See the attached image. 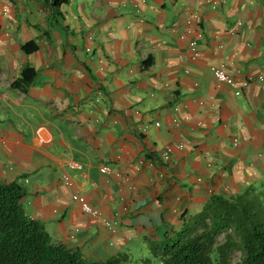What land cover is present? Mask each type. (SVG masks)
<instances>
[{
	"label": "crops",
	"instance_id": "1",
	"mask_svg": "<svg viewBox=\"0 0 264 264\" xmlns=\"http://www.w3.org/2000/svg\"><path fill=\"white\" fill-rule=\"evenodd\" d=\"M194 10L197 60L178 38ZM220 63L240 95L216 83ZM250 75L264 77V0H0V183L24 188L25 213L53 242L89 262L129 258L211 197L264 187V82L244 85Z\"/></svg>",
	"mask_w": 264,
	"mask_h": 264
},
{
	"label": "trees",
	"instance_id": "2",
	"mask_svg": "<svg viewBox=\"0 0 264 264\" xmlns=\"http://www.w3.org/2000/svg\"><path fill=\"white\" fill-rule=\"evenodd\" d=\"M65 0H46L60 7ZM26 51H33L22 46ZM34 77L27 67L20 81ZM252 194H257L252 196ZM24 188L17 182L0 183V264H121L126 255L105 262H89L77 249L53 242L43 224L30 218L21 205ZM264 187L247 189L233 200L211 197L200 216L161 241L150 243L156 260L139 264H233L231 253L238 251L237 264H264ZM231 230V232H228ZM223 243L216 238L222 235ZM161 243V244H160Z\"/></svg>",
	"mask_w": 264,
	"mask_h": 264
},
{
	"label": "built area",
	"instance_id": "3",
	"mask_svg": "<svg viewBox=\"0 0 264 264\" xmlns=\"http://www.w3.org/2000/svg\"><path fill=\"white\" fill-rule=\"evenodd\" d=\"M200 18H201V14L199 10H194L191 13H189V15L186 17L184 22L185 25H187V27L178 34V38L181 41H185L186 47L184 51L189 55V57L192 60H197L199 58L200 51L198 49V43H197L199 34L194 32V30L191 28V25L197 23ZM242 26H243L242 23L238 22L236 24V29L240 30ZM210 72L218 85L224 84L228 86L234 92L235 95H240V91L236 87L235 80L226 74L225 65L223 63H220L219 65L210 66ZM253 81H259L263 83L264 77L262 75H259L257 77L250 75L244 81V85H247L248 83ZM174 121H175L174 126L177 127L178 121L176 119H174ZM155 125L158 126V123H155ZM176 147L177 149H182L184 145L178 144ZM171 152L172 149L170 147H166L160 155L161 160L164 162L169 161ZM150 165L152 166V164ZM68 166L70 169L81 168V165L77 163H69ZM99 172L102 175H112L117 179H123L124 181L128 180L127 177H122L121 173L113 171L112 168H110L108 165L105 164L100 165ZM62 180L66 186L73 187L72 180L67 174H63ZM71 199L74 203L78 205L80 211L83 214L94 218H100L102 225L109 231L114 232L115 227L113 226V223L110 220L104 218L98 209L92 207L89 204L84 194H82L78 190H75L71 195ZM71 238H73V236Z\"/></svg>",
	"mask_w": 264,
	"mask_h": 264
},
{
	"label": "rangeland",
	"instance_id": "4",
	"mask_svg": "<svg viewBox=\"0 0 264 264\" xmlns=\"http://www.w3.org/2000/svg\"><path fill=\"white\" fill-rule=\"evenodd\" d=\"M257 194H252V196H256ZM264 210V209H263ZM164 239V238H163ZM163 239H160L163 240ZM224 237L222 235H219L216 238L217 244L223 243ZM161 244V243H160ZM152 247L150 243H143V246L140 248L138 246H135L132 248V253L129 258H126L127 262H122L121 264H139L142 260L147 259H154V256L152 255ZM231 260L233 264H237L240 261V254L238 251H233L231 253Z\"/></svg>",
	"mask_w": 264,
	"mask_h": 264
},
{
	"label": "clouds",
	"instance_id": "5",
	"mask_svg": "<svg viewBox=\"0 0 264 264\" xmlns=\"http://www.w3.org/2000/svg\"><path fill=\"white\" fill-rule=\"evenodd\" d=\"M161 159V158H160ZM228 232H231V230H228ZM222 236H223V234H222Z\"/></svg>",
	"mask_w": 264,
	"mask_h": 264
}]
</instances>
